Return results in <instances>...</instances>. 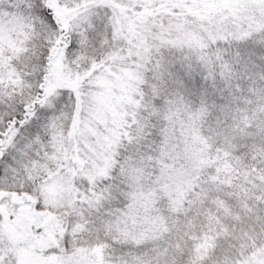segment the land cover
Instances as JSON below:
<instances>
[{
	"label": "snow or ice",
	"instance_id": "6c2138e0",
	"mask_svg": "<svg viewBox=\"0 0 264 264\" xmlns=\"http://www.w3.org/2000/svg\"><path fill=\"white\" fill-rule=\"evenodd\" d=\"M0 264H264V0H0Z\"/></svg>",
	"mask_w": 264,
	"mask_h": 264
}]
</instances>
